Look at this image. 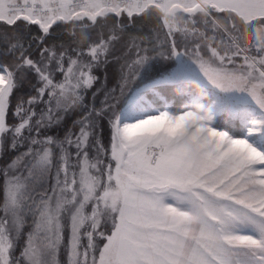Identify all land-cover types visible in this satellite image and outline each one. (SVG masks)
<instances>
[{
	"label": "snow or ice",
	"instance_id": "6c2138e0",
	"mask_svg": "<svg viewBox=\"0 0 264 264\" xmlns=\"http://www.w3.org/2000/svg\"><path fill=\"white\" fill-rule=\"evenodd\" d=\"M0 264H264V0H0Z\"/></svg>",
	"mask_w": 264,
	"mask_h": 264
}]
</instances>
